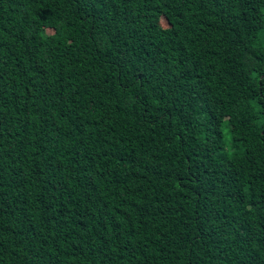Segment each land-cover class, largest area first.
Returning <instances> with one entry per match:
<instances>
[{
	"label": "trees",
	"instance_id": "trees-1",
	"mask_svg": "<svg viewBox=\"0 0 264 264\" xmlns=\"http://www.w3.org/2000/svg\"><path fill=\"white\" fill-rule=\"evenodd\" d=\"M0 264H264V0H0Z\"/></svg>",
	"mask_w": 264,
	"mask_h": 264
}]
</instances>
